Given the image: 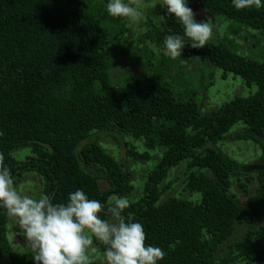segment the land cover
Listing matches in <instances>:
<instances>
[{
	"label": "trees",
	"instance_id": "16d2710c",
	"mask_svg": "<svg viewBox=\"0 0 264 264\" xmlns=\"http://www.w3.org/2000/svg\"><path fill=\"white\" fill-rule=\"evenodd\" d=\"M91 1L0 0V153L15 185L24 174L35 173L44 181L42 193L57 203L78 189L105 208L113 197L129 198L130 171L92 139L114 129L141 140L149 151L161 150L142 182V196L125 210L144 226L145 243L165 251L157 264H264V171L253 172L256 187L241 201L233 189L246 192L251 175L212 148L241 125L236 138L259 142L263 154L257 166H264V64L209 42L202 49L185 46L184 59L207 63L223 77L230 74L256 88L210 114H202L192 99L177 100L161 80L134 79L132 89L117 94L109 80L110 39L95 14L106 13V7L92 8ZM187 4L264 35V6L237 10L232 0ZM174 34L183 30L165 8L153 40L163 51L165 37ZM18 150L29 152L22 162L12 156ZM128 154L136 162L149 159L134 150ZM182 163L184 192L199 197L163 199L169 171ZM7 217L0 207V264H34L30 249L23 254L11 249ZM12 219L16 238L26 241ZM236 224L258 228L219 252Z\"/></svg>",
	"mask_w": 264,
	"mask_h": 264
},
{
	"label": "rangeland",
	"instance_id": "374dc122",
	"mask_svg": "<svg viewBox=\"0 0 264 264\" xmlns=\"http://www.w3.org/2000/svg\"><path fill=\"white\" fill-rule=\"evenodd\" d=\"M144 3L149 7L145 10L144 17L138 24L131 23L126 18H122L119 23H116L107 12L97 11L95 13L102 20L101 23H104L103 27L110 39L113 59L109 70V80L115 87L117 94L120 91L132 89L134 79L140 83H143L144 80L146 82L161 80L171 89L177 100L192 99L200 107L202 114H210L234 98H246L255 92L254 86L249 89L239 77L230 74L223 77L221 70L207 63L197 59H184L182 56L172 60L166 56L153 40L155 28H159L163 21L165 7L160 5L162 0H144ZM101 5L106 7L105 0L91 1L92 8ZM153 5L154 7H152ZM190 8L197 14L195 16L197 22L206 20L214 25V37L209 43L222 46L231 53L256 63L264 64V35L240 27L239 24L230 22L221 16L207 14L196 5H192ZM182 60L185 62L181 63ZM241 129H243L241 125L235 126L226 136V140L219 142L212 148L240 164L241 170H243L247 167L257 166L262 158L263 149L259 142L238 140L235 134ZM92 139L98 142L115 161H120L126 165L131 174L132 192L129 200L133 201L140 198L143 194L142 182L145 181L148 171L157 164L161 150L149 151L141 140L134 139L130 135L114 129L105 133H98ZM129 150H134L139 155L146 154L149 159L145 162H136L130 158ZM28 155L27 150H18L12 154L18 162L24 161ZM184 165L182 163L178 168L169 171L168 178L162 185L163 187L169 186V190H166L163 199L173 196L182 199H189L193 196L199 197L184 192ZM248 175H251L253 181L247 184L246 192L236 187L233 189V193L241 201L253 193L256 187L254 173ZM243 182L245 181L243 180ZM43 185V179L35 173L24 174L16 181L18 190L34 198L42 193ZM100 188L106 189V184L101 182ZM111 200L112 198L110 202ZM235 227L233 236L219 248V252L226 244L240 240L246 231L258 228L257 225L249 224H236ZM6 237L11 249L16 254H23L28 251L27 242L16 238L14 222L9 216L6 219ZM101 253L98 252L94 257V264H105Z\"/></svg>",
	"mask_w": 264,
	"mask_h": 264
},
{
	"label": "clouds",
	"instance_id": "9594fccd",
	"mask_svg": "<svg viewBox=\"0 0 264 264\" xmlns=\"http://www.w3.org/2000/svg\"><path fill=\"white\" fill-rule=\"evenodd\" d=\"M232 4L237 10L264 6L262 0H232ZM160 5L183 30L182 35L164 39L163 52L172 60L181 57L185 46L202 49L213 39L214 25L206 20L197 22V14L187 0H162ZM148 7L144 0H108L106 11L113 18L138 24ZM130 206L129 198L120 196L113 197L105 208L79 189L69 193L65 203L54 202L49 194L35 198L23 194L0 153V207L16 220L34 264H94V257L101 251L95 242L103 246L105 264H157L166 253L145 243L144 226L131 212L125 215ZM102 213L108 218H102Z\"/></svg>",
	"mask_w": 264,
	"mask_h": 264
},
{
	"label": "water",
	"instance_id": "95a60500",
	"mask_svg": "<svg viewBox=\"0 0 264 264\" xmlns=\"http://www.w3.org/2000/svg\"><path fill=\"white\" fill-rule=\"evenodd\" d=\"M263 143H264V139H263ZM256 171H264V166H251V167L244 168L242 170V172L245 174L253 173Z\"/></svg>",
	"mask_w": 264,
	"mask_h": 264
}]
</instances>
